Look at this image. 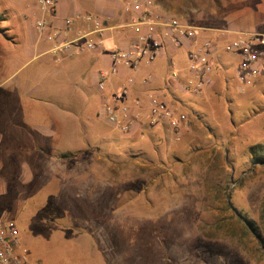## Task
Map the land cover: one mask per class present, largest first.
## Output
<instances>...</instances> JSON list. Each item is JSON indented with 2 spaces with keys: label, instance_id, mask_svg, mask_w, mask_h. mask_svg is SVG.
<instances>
[{
  "label": "rangeland",
  "instance_id": "1",
  "mask_svg": "<svg viewBox=\"0 0 264 264\" xmlns=\"http://www.w3.org/2000/svg\"><path fill=\"white\" fill-rule=\"evenodd\" d=\"M101 1L122 25L115 30L138 34L124 28L122 4ZM259 1L154 0L214 29L221 55L200 94L164 80L163 97L187 120L178 133L146 122L126 135L101 115L96 73L107 63L46 53L44 40L34 42L35 1L0 0V161L32 163L33 176L0 199V219L16 224L29 264H264V165L249 154L264 142V78L241 85L220 49L230 35L221 30L248 29Z\"/></svg>",
  "mask_w": 264,
  "mask_h": 264
},
{
  "label": "built area",
  "instance_id": "2",
  "mask_svg": "<svg viewBox=\"0 0 264 264\" xmlns=\"http://www.w3.org/2000/svg\"><path fill=\"white\" fill-rule=\"evenodd\" d=\"M34 1L41 11L34 26L38 38L49 44L46 53L55 54L64 50H75L74 53H79L104 47V33L109 27L96 14L79 13L65 18L63 27H56L48 22V17L53 16L56 11L54 0ZM123 4L130 18L128 26L138 28L139 32L124 47L113 46L109 69H101L97 73L96 90L103 98L101 115L119 132L128 134L134 127L140 126L144 118L143 110H146L149 125L157 127L167 124L178 133L186 126L187 120L175 113V108L168 104L163 94L148 92L146 98L132 96L134 77L129 75L126 83L116 92L105 96L103 93L107 89V80L110 75H119L123 68L136 71L140 70L142 64L151 68L154 60L169 49L183 47L187 50V76L181 82L176 66L171 64L168 82L181 86L183 93L200 94L214 84L215 63L221 55L215 44V31L197 27L162 11L154 4V0H126ZM73 20L83 21L87 28L68 37ZM205 31H210L212 35L206 36ZM221 31L234 35V38L223 45V51L236 62H233V75L239 83L248 86L264 78V32H233L228 28ZM152 80L154 76L148 72L144 83L149 84ZM28 255V250L21 243L16 224L11 220H1L0 264H29Z\"/></svg>",
  "mask_w": 264,
  "mask_h": 264
},
{
  "label": "crops",
  "instance_id": "3",
  "mask_svg": "<svg viewBox=\"0 0 264 264\" xmlns=\"http://www.w3.org/2000/svg\"><path fill=\"white\" fill-rule=\"evenodd\" d=\"M15 1L24 2L25 0H15ZM26 1L30 5L31 0H26ZM54 2L56 5V11H55L53 16L48 17V22H51L56 27H63V25H64L63 20L65 18L72 17V16L79 14V13L87 14L86 13L87 11H91V13L96 14L97 16L102 18L103 22L109 27V30L104 33V47L99 48L97 50H93V51H84V52L82 51V52L85 53L84 55L86 56L87 62L89 64L94 62L95 60H100L102 62L107 63L106 65H104L105 68L103 70H108L110 65H111V58H110L111 48L115 45H119V46L121 45V47H124L128 43V40L131 38L130 35H132L133 33L125 30L126 32L123 31L121 34L120 31L115 30L117 28L122 27V25H121V23H117V21H112L113 19H111V21H109L110 19H108V18L110 16H112V12L108 11L105 7H103V3L101 0H54ZM116 2H118L119 5L122 4L121 11L123 14H126V12L124 10L125 7L123 4L125 2V0H116ZM259 2L260 3L258 6V17L253 19V20L252 19L248 20L247 18H244V19H246V24H247L246 26H248L246 28H248V29L238 28L235 26L230 27L233 30V32L243 31V30H252V31L264 32V0H260ZM107 13H108V17H105L104 15L106 14V16H107ZM110 18H112V17H110ZM129 21H130V18L128 17V22ZM128 22L125 23L124 28L132 27V26H128ZM86 28H87V24H84L83 21L73 20L71 31L68 33V37H71L75 33H77L78 31H80L82 29H86ZM253 29H255V30H253ZM34 31H35L34 32V42H36V44L41 43L42 40H40L38 38L35 26H34ZM232 38H234L233 34H230L227 37V39H229V40H231ZM224 40H226V39H224ZM47 46L49 48L48 43H47ZM31 49H32V47H31ZM31 49L28 48L27 50H25L27 55L30 52L28 50H31ZM220 49L223 50V48H220ZM175 50H176L175 48H171L168 50L167 53L162 55L160 58L155 59L153 62V66L151 68L142 64L140 70L138 69L136 71H132V70H128V69L123 68L119 72V75H117V76L110 75V77L107 80V89H105L103 94L105 96L112 95L123 84L126 83V79L129 75L134 77V83L132 85V90H131L132 96H138V97L146 98L148 92H157L159 94H163V93L167 94L166 93L167 89L169 87H172V85L175 86L174 84L171 85L170 81L169 82L167 81L168 74L171 70L170 65L174 64L176 66L177 71H178V75H179V79L181 82L184 81L185 77L187 76V72H188L187 66H186L187 61H186V57H185L186 53L184 52L183 49H182L183 51H179V52H177ZM73 51H75V50L69 51L68 54H72ZM82 52H79V53H82ZM39 53L40 52H38V54ZM172 53H174L175 56L173 58H170V54L172 55ZM74 54H78V53H74ZM88 58H91V59H88ZM148 72H151L153 74L154 80H152V82H150L149 84H145L144 83V77L146 76V74ZM96 79H97V75H96ZM164 80H166V82H168L167 84L169 87L168 86L163 87ZM258 80H260V79H258ZM258 80L255 81L254 83L258 82ZM254 83H253V85H254ZM176 87L178 88V91L183 93V89L181 88V86L176 85ZM99 94L101 96V102H102V99H103L102 95H101V93H99ZM36 98L39 100V102H41L44 110L48 111V115H50L51 109L50 108L46 109V106H47L46 101L42 98H39V97H36ZM12 114H14L15 116H19V115L21 116L22 112L19 110V108H14V112H12ZM143 114H144V118L141 121L140 126H138L136 128L134 127L133 130L126 135H132V134L136 133V131L139 132L140 127H143L145 125V123L147 122L146 110H143ZM50 125H45V126L43 125L42 126V130H43L42 136H49L52 133V132H50L51 131ZM35 126L39 128V126H37V125H35ZM47 131H49L50 133ZM41 157H42V159H41L42 162L40 163V166H43V168H48L49 156L42 155ZM31 169H32V163L0 161V199L6 198L7 196L10 195V193H9L10 186H12V188H17L19 186V184L27 183V182L31 181V179L33 178ZM5 177H7V180ZM44 187L46 188V186H43V188ZM12 198H14V197H12ZM0 204H3V202L0 201ZM10 207H13V206H10ZM0 221H1V219H0Z\"/></svg>",
  "mask_w": 264,
  "mask_h": 264
},
{
  "label": "trees",
  "instance_id": "4",
  "mask_svg": "<svg viewBox=\"0 0 264 264\" xmlns=\"http://www.w3.org/2000/svg\"><path fill=\"white\" fill-rule=\"evenodd\" d=\"M70 154V152L63 154L61 153V157L67 158L70 156ZM249 154L253 163L264 165V142L252 145L249 149ZM260 219L264 221V198L260 207Z\"/></svg>",
  "mask_w": 264,
  "mask_h": 264
}]
</instances>
